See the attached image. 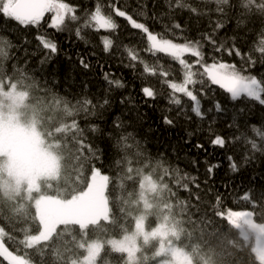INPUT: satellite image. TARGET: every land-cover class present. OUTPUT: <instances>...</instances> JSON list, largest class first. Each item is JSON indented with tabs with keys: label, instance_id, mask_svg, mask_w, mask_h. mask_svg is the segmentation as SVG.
I'll return each instance as SVG.
<instances>
[{
	"label": "trees",
	"instance_id": "trees-1",
	"mask_svg": "<svg viewBox=\"0 0 264 264\" xmlns=\"http://www.w3.org/2000/svg\"><path fill=\"white\" fill-rule=\"evenodd\" d=\"M59 2L74 9L66 15L59 31L49 27L53 12L45 13L38 25L27 26L0 15V40L7 41L8 53V58L0 61V71L11 76L13 82L21 80L22 73L30 78L17 89L26 93L24 101L33 109L43 143L58 160L56 174L39 180L38 191L25 196L23 192L3 194L0 190V207L4 209L0 212V228L5 233L0 242L31 264H83L84 244L99 241L96 264H127L124 252L114 250L106 240L131 233L136 218L143 215L147 230L164 224L169 239L189 254L192 264H259L252 241L244 239L237 228L216 213L226 216L230 210L251 211L253 221L264 226V150H254L247 142L255 140L258 149L264 143L258 135L264 134V104L246 96L233 100L208 80L203 67L196 63L197 58L187 53L183 57L192 65L199 81L189 85V89L199 99L203 118L192 111V101L181 93H176L181 100L179 106L169 103L172 90L168 83L182 81V66L165 53L152 55L145 51L149 46L146 35L132 28L124 17L116 16L114 9L125 11L136 22L173 43L199 41L206 64L234 65L244 75L257 78H264V57L257 50L264 21L239 20L234 9L219 12L215 0H182L186 7H176V0ZM98 7L103 15L112 17L116 29L84 26ZM72 15L77 19L72 20ZM217 21L223 27L214 31ZM174 24L180 27L175 28ZM208 34H212L217 46L223 45L222 51L214 50L205 38ZM38 36L55 42L57 52L45 49ZM104 37L112 40L108 51ZM236 49L241 55H236ZM129 51L136 52L149 67L162 66L169 75L146 73L144 64L130 59ZM249 56L256 61L254 65ZM81 60L88 66L84 67ZM106 75L121 81L123 87L109 85ZM144 87L153 88L155 98L146 97ZM46 89L72 103L86 96L97 104L94 115L85 118L81 113L75 117L96 150L95 156L85 149L87 158H77L78 145L64 123H71L72 118L54 103ZM105 99L108 103L99 107ZM165 117L173 123H164ZM117 122L122 125L117 130L130 134L128 143L132 145L127 149L129 160L123 166L117 164L121 155L111 139ZM92 126L97 129L95 133ZM217 136L225 140L223 147L212 144ZM137 151L143 155L137 156ZM157 164L170 169L171 175H165ZM213 165V171L208 172ZM127 167L133 172L128 173ZM93 168L110 178L105 192L107 217L85 228L73 220L59 222L49 241L31 248L22 243L26 235L39 232L34 198L46 195L64 201L72 199L86 191ZM137 168L151 174L156 183L155 190L145 198L144 179L135 171ZM177 176L184 177L179 184ZM245 195L248 200L243 198ZM155 247L151 240L143 249L151 253ZM145 254L138 251V264H143ZM0 264L8 261L0 256ZM152 264H156L155 257Z\"/></svg>",
	"mask_w": 264,
	"mask_h": 264
},
{
	"label": "snow or ice",
	"instance_id": "snow-or-ice-1",
	"mask_svg": "<svg viewBox=\"0 0 264 264\" xmlns=\"http://www.w3.org/2000/svg\"><path fill=\"white\" fill-rule=\"evenodd\" d=\"M217 11L227 13L228 9H234V14L237 15L239 20L243 19H256L259 18L261 21H264V0H235V3H232V0H215ZM176 7H186L182 3V0H176ZM227 6V8L222 7ZM173 7V5H169ZM115 14L119 17H124L131 24L132 28L139 29L147 37L148 48L145 51H149L152 55L156 53H165L166 55L172 57L174 60L182 66L184 72V78L181 83L171 82L168 83V87L172 90L169 98V103L179 106L181 100L176 96V93H181L184 96H187L189 100L192 101V111L199 117L203 118V113L200 108V102L197 95L194 93V90L189 89V85H195L199 81L197 80V73L192 70V65L186 62L183 59L184 54H190L197 58L196 63L200 64L204 69V73L207 75L208 80L212 84L218 85L220 88L224 89L227 93L231 95L233 100L239 99L241 96H246L250 99L259 101L261 104H264V78H257L254 75H244L242 72L238 71L234 65H229L225 63H212L206 64L203 62V52L201 50L200 42H186L184 44L173 43L171 40L158 36L149 30V28L143 24L136 22L130 15L125 11L115 8ZM192 11H196L195 8ZM47 12H53L54 16L51 19L49 27L55 28L56 30H62V25L65 22V17L67 14L73 13L74 9L69 7L68 4L59 2V0H0V15L7 19L14 20L22 26L27 25H38ZM72 20H76L75 15L71 16ZM84 26H97L106 30H114L118 26L113 21L111 16H105L101 13L100 8L98 7L96 11L91 14L90 19L84 22ZM173 27L179 28V24H174ZM223 24L219 21L215 24L214 31L216 29L222 28ZM77 35H80L79 29L77 30ZM209 43L214 46V50L219 52L223 50V45H216V41L213 39L212 34H208L205 37ZM37 39L40 41L42 46L45 49H48L51 53L57 52V45L55 42L49 38L38 36ZM105 51H108L112 46V40L108 37L103 38ZM7 41L0 40V61L6 60L8 58V53L6 52ZM257 50L261 53V56L264 57V33H261V39L257 46ZM236 55H241L238 49L235 50ZM232 49H229V54H231ZM129 57L133 61H138L144 64V71L146 73L155 75L159 72L160 76L167 77L169 73L163 69V67H149L145 61L141 60L139 55L134 51H129ZM249 62L255 64L256 61L249 56ZM81 64L84 67H87V64H84V61L81 60ZM0 68H3V63L0 62ZM26 79H30L23 73L21 74V80L13 82L11 76H8L5 72L0 71V91L6 92L7 95L11 96L13 92L17 96L23 97L26 93L17 92L18 85L24 83ZM105 79L108 80L109 85L115 87H123L121 81L109 79L108 76H105ZM167 82V81H165ZM7 83L10 85L12 92H7L4 89V85ZM52 94V99L54 103L60 107H63V110L67 113L68 117L72 118L71 123L65 121L67 128L71 129L72 141L78 145L77 158L81 156L87 158V153H91L93 156L96 154V150L93 148L92 144L85 138V132L82 128L79 127L75 117L79 116L81 113L84 114L85 118L90 115L95 114V109L97 104L89 98L82 97L77 99L75 103H72L70 100L58 96L50 89H46ZM143 94L148 98H155L156 92L151 87L142 88ZM108 100L105 99L103 104L99 107H103L104 104H107ZM217 110L219 111V105H217ZM164 123L172 124L173 121L168 117L164 118ZM117 129H122V125L117 122L115 128L113 129L111 139L114 141L113 147L116 149L117 154L121 155V159L117 161L119 166H123L124 161H128L127 149L132 147L128 143L129 136L125 135L122 130L118 131ZM91 131L95 133L97 131L95 126L91 127ZM253 131H257L253 127ZM243 135V134H242ZM259 139L264 142V134H260ZM240 139V137H235ZM246 139V137H245ZM214 145L224 146L225 140L222 137L217 136L214 140L211 141ZM248 143L251 144L254 150H264V143L261 144L260 148H257L255 140H248ZM43 143V141H41ZM200 147V145H198ZM87 149V153L85 152ZM43 150V149H42ZM137 156H142L143 153L137 151ZM231 160L232 157H229ZM150 166V165H145ZM157 167L162 168L165 175H171V170L164 168L162 164H157ZM215 166H210L208 172H212ZM236 164H232L233 170H236ZM128 173H132L133 169L131 167L125 168ZM137 173L143 176L145 184L148 190H155L156 183L153 181L151 174H144L141 168L135 170ZM109 176L102 175L101 172L93 168L91 170L90 182H88V187L86 191L80 194V198L77 199L73 197L70 200H60L59 198L53 199L50 196L39 195L35 201L36 208V219L39 222V232L36 235H26L25 240L22 241L27 247L31 248L40 242H46L50 240V237L53 232L57 230L58 220L57 216L71 214L77 212L84 202V198L88 197L90 194L95 192V198L98 203L106 204V188L109 182ZM184 177L177 176V184L180 183V180ZM193 180L195 177L192 178ZM31 183V182H30ZM185 189L188 188L187 184H184ZM38 191V184H32L30 191ZM245 200H248V195L243 197ZM4 211L3 207H0V212ZM217 216H221L224 219H227L229 225L237 228L242 237L247 239V230L260 228L264 230V226L255 223L253 221V213L251 211H228L225 216L221 212L216 213ZM5 235L4 229L0 228V237ZM96 245H89L88 247V256L84 259L83 264H96L97 260V251ZM257 258L259 264H264V251L257 250ZM0 256L8 261V264H30L29 260L22 258L18 255H14L10 252L2 242H0Z\"/></svg>",
	"mask_w": 264,
	"mask_h": 264
},
{
	"label": "rangeland",
	"instance_id": "rangeland-1",
	"mask_svg": "<svg viewBox=\"0 0 264 264\" xmlns=\"http://www.w3.org/2000/svg\"><path fill=\"white\" fill-rule=\"evenodd\" d=\"M4 89L12 92L8 84L4 85ZM16 91L23 92L18 89ZM41 141L43 140L35 123L33 109L25 103L24 96H17L15 92L9 96L6 92L0 91V190L3 194L23 192L28 196L29 193L37 191L29 190L32 184H39V180L50 179L56 174L57 157ZM149 191L151 190H148L143 180L144 198ZM75 197L79 199L80 194ZM37 198L38 196L34 198V205ZM106 217V204L98 203L93 192L84 198L83 206L77 212L57 216L56 219L58 223L77 221L82 228H85L89 223ZM168 236L169 232L164 224L147 230L143 215H140L136 218L131 233L120 238H109L106 243L114 250L124 252L127 264H138V251L141 250L146 253L142 258L143 264H152L153 257L156 259V264H192L189 254L177 247ZM151 240L155 241L156 247L155 251L150 253L143 247ZM246 240L252 241L253 252L257 258V250L264 251V230L248 229ZM93 244L96 245L97 253L99 252L101 242H86L84 244L86 257L89 245Z\"/></svg>",
	"mask_w": 264,
	"mask_h": 264
}]
</instances>
